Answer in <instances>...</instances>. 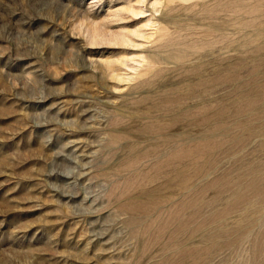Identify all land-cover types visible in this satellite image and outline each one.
<instances>
[{"label": "rangeland", "instance_id": "374dc122", "mask_svg": "<svg viewBox=\"0 0 264 264\" xmlns=\"http://www.w3.org/2000/svg\"><path fill=\"white\" fill-rule=\"evenodd\" d=\"M0 264H264V0H0Z\"/></svg>", "mask_w": 264, "mask_h": 264}]
</instances>
